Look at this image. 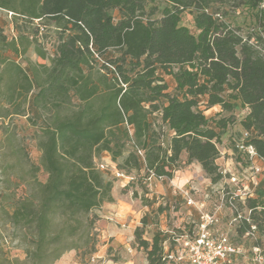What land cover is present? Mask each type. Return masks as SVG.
Returning a JSON list of instances; mask_svg holds the SVG:
<instances>
[{"label":"trees","instance_id":"16d2710c","mask_svg":"<svg viewBox=\"0 0 264 264\" xmlns=\"http://www.w3.org/2000/svg\"><path fill=\"white\" fill-rule=\"evenodd\" d=\"M164 1L161 17L149 19L144 15L154 0H0V8L15 13L12 17L26 23L45 20L57 34L55 55L49 57L40 25L31 38L23 30L9 39L0 27V82L7 77L3 98L11 114L44 122L37 141L39 164L29 168L33 188L7 212L9 222L23 231L31 264H53L79 248L80 240L85 253L94 250V220L87 215L113 201V180L103 173L110 170L94 162L102 152L116 170L145 169L156 179H171L184 152L186 163H199L217 182L222 177L217 143L233 117L210 118L198 108L200 101L225 111L237 102L247 108L240 121L243 141L264 157L262 37H244L221 18L229 0ZM262 1L230 5L245 4L260 20ZM155 9L148 7L150 13ZM185 10L193 13L197 32L179 24ZM30 45L50 63H18ZM164 75L173 79L176 94L166 91ZM156 112L168 130L166 144L161 127L158 132L152 124ZM130 135L133 149L125 146ZM40 167L47 173L44 182L35 176ZM246 206L249 216L241 219L238 234L253 231L254 225L264 235L263 202L247 197ZM141 224L133 234L147 264H167L174 238L183 232L158 230L149 241L142 237L145 216Z\"/></svg>","mask_w":264,"mask_h":264},{"label":"rangeland","instance_id":"374dc122","mask_svg":"<svg viewBox=\"0 0 264 264\" xmlns=\"http://www.w3.org/2000/svg\"><path fill=\"white\" fill-rule=\"evenodd\" d=\"M236 2L237 0H229V4L221 7V14L222 10H225L221 18L231 26L238 27L239 33L244 37L249 34L254 37L258 35L264 41V16L259 20L257 11L245 4L230 5ZM151 5L156 6L152 13L148 10ZM165 6L164 0H154L147 6L144 18L161 17ZM6 11L0 8V27L9 39L18 36L23 30H26V34L31 38L33 36L31 31L40 25L39 36H43L41 41H44L47 54L49 57L55 55L57 34L53 25H44L45 20L26 23L20 17L9 16ZM111 13L117 16V11L111 10ZM179 24L188 27L192 32H197L193 13L188 10L181 13ZM254 37L252 41L256 43ZM6 54L10 53L6 52ZM16 60L22 65H25L27 61L50 63L48 58L38 57L32 45L28 46L27 50ZM6 80L5 76L0 82V264H31L24 252L23 231L9 222L7 212H11L14 202L19 197L33 188L35 177L33 173L31 175L29 168L31 164H39L40 152L37 148V141L44 122L41 118L35 120L34 118L29 119L27 115L10 113L11 109L2 95ZM164 80L167 84L166 91L172 95L176 94L173 79L169 75H164ZM198 108L210 118L233 117V121L220 131L217 143L220 156L216 159V163L222 172V177L217 182H212L199 163L195 161L186 163V154L183 152L171 179L155 181V177L148 176L145 169L132 170L129 173L124 171L125 176L119 178L112 173L116 163L111 162L108 153L102 152L96 156L94 162L100 169L110 170L108 173L103 172L104 176L112 179L113 186H119V189L118 191L112 189L113 201L104 202L100 208L92 210L87 215L94 220L92 228L94 250L85 253L83 240H80L79 248L64 252L53 264H113L114 261L117 264H147L146 252L138 246L133 234L134 228L142 225V218L145 216L147 223L142 237L151 241L153 234L158 230L165 234L179 230L183 232L188 227L191 230L199 221L200 213L197 208H201V204H204L203 211L217 210L219 216L217 229L242 250L236 258L237 264H253V248L256 246L260 248L264 256V235H260L255 229L242 235L237 232L241 219L249 216L250 211L246 206V198H257L264 204V157L257 162L261 170L257 175V183H250V195L242 198L239 196L244 192L241 183H248L250 174L248 159L236 148V143L246 136L240 121L248 109L237 102L231 111H225L219 105L206 107L204 101L199 102ZM152 121L156 130L158 132L162 130L165 134L163 143L166 144L168 130L165 125L160 126L158 112L153 113ZM133 144L134 138L130 135L125 146L127 149H133ZM35 174L39 181L44 182L47 179V173L42 167ZM231 175L237 176L240 183L237 185L232 183ZM119 180L123 182L117 184ZM175 180L186 181V186L174 185L172 182ZM157 182L162 185V193L154 191ZM229 190H234L236 194H239L234 201L235 208L227 202ZM184 191L191 196L194 205L187 204ZM234 210H238L241 216L234 218ZM113 229L121 234L122 241L119 246L117 243L114 244V238L110 237ZM109 244H113L114 247H109Z\"/></svg>","mask_w":264,"mask_h":264},{"label":"built area","instance_id":"2783aa9c","mask_svg":"<svg viewBox=\"0 0 264 264\" xmlns=\"http://www.w3.org/2000/svg\"><path fill=\"white\" fill-rule=\"evenodd\" d=\"M260 7L264 9V0ZM9 16L14 15L12 11H6ZM237 150L242 153L249 161L248 170L250 172L248 183H241L244 188L243 195L236 194L234 190H229L227 202L235 208L234 201L238 195L240 198L250 195V183H257V175L260 172V165L257 163L263 157L259 156L255 147L252 144L245 143L240 140L236 143ZM141 154V152L139 151ZM114 173L117 177H124V172L118 171L114 166ZM230 181L236 185L240 180L235 175L230 176ZM185 199L188 205H194V201L189 196L187 191H184ZM225 198V196H223ZM197 208L200 215L199 221L191 230L184 229L183 234L174 238L173 249L166 255L167 264H237L236 258L242 253V250L237 247L228 236L221 233L217 228L219 223V216L217 210L203 211ZM238 210H234V218L240 217ZM252 230L255 229L251 225ZM253 264H264V256L258 246L253 248Z\"/></svg>","mask_w":264,"mask_h":264},{"label":"crops","instance_id":"0c3cea01","mask_svg":"<svg viewBox=\"0 0 264 264\" xmlns=\"http://www.w3.org/2000/svg\"><path fill=\"white\" fill-rule=\"evenodd\" d=\"M155 179V181H157V179L156 178H154ZM123 181L122 180H119L118 181V183L117 184H120V183H122ZM174 185H178V187H184V186H186V181H180V180H175V182L173 181L172 182ZM152 184V183H151ZM122 185V184H121ZM124 185V184H123ZM162 185L161 184H159L158 182L157 183H155V189H154V191L155 192H157V193H162L161 191H162V187H161ZM119 187V186H118ZM117 186H113V188L112 189H115V190H117L118 191V188ZM107 231H109V233H110V229H108ZM104 233H105V231H104ZM107 233V232H106ZM112 233L113 234H110V237H112V238H114L113 240V243L114 244H118L117 246H119L120 244V242L122 241V237H121V234H119V232H117V231H115L114 229L112 230ZM109 247H114V245L113 244H109ZM113 264H117L116 263V261H114L113 262Z\"/></svg>","mask_w":264,"mask_h":264}]
</instances>
